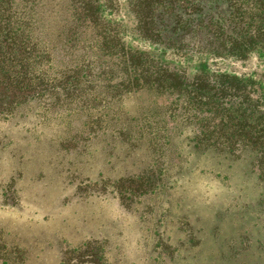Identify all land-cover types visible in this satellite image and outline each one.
I'll list each match as a JSON object with an SVG mask.
<instances>
[{
  "label": "rangeland",
  "instance_id": "1",
  "mask_svg": "<svg viewBox=\"0 0 264 264\" xmlns=\"http://www.w3.org/2000/svg\"><path fill=\"white\" fill-rule=\"evenodd\" d=\"M172 2L14 0L63 46L52 72L79 76L0 116V264H264V154L244 136L264 135V39L230 54L142 38ZM105 39L178 77L133 83L122 57L119 75H104L91 56L114 50ZM201 77L240 92L194 105L183 90ZM218 124L217 147L235 142L233 156L205 151Z\"/></svg>",
  "mask_w": 264,
  "mask_h": 264
},
{
  "label": "trees",
  "instance_id": "2",
  "mask_svg": "<svg viewBox=\"0 0 264 264\" xmlns=\"http://www.w3.org/2000/svg\"><path fill=\"white\" fill-rule=\"evenodd\" d=\"M170 4L171 6L169 5L164 13L163 23L153 22L148 31L139 29L142 38L155 43L173 41L180 46L195 42L207 45L211 43L212 46L215 42L217 48L214 51L220 53L222 50L221 53L230 54L250 51L254 45L260 44L264 39V0H174ZM81 5L82 10L86 12L91 10L90 4L81 3ZM19 8L21 7L15 5L14 0H0V116H8L17 107L58 95L60 92L57 91L60 88L70 90L79 76L77 68L60 74L52 72L53 53L63 46L47 40L44 32L39 31L30 11ZM87 19L93 18L86 16L85 21ZM161 27L163 29H160ZM161 30L164 32L167 30L169 34H163ZM104 44L106 48H114V50L107 55L98 53L91 56L96 62L106 66L107 71L104 75L110 74L111 77L116 78L121 69L125 68L128 75H133V83L137 84H140L146 75L161 84L169 82L170 77L179 75L170 72L169 68L159 65L157 61L156 64L149 61V57L142 52L121 47L122 53L119 57V49L117 50L116 45H111L107 39ZM121 57L122 68L116 62ZM111 58L116 60L113 61ZM89 74L91 75L92 72ZM195 81V84L186 86L187 88L183 90L190 99L189 102L192 100L194 105H203L204 101L212 100L215 97V94L209 96L212 89L223 94L235 91L236 95L240 92L239 88L229 82L219 87H212L204 77H201L200 81ZM173 82L175 91L178 94L183 93L179 82L175 80ZM260 119L264 121V114ZM217 126L208 132L212 142L210 146L205 147V151L215 153L221 148L220 154L233 156L236 149L235 142L227 147H217L218 140L223 137L222 129ZM231 133V139L234 140L236 130H232ZM244 136L248 141L250 153L262 149L264 154L263 134L252 136L247 132ZM192 139L191 144L195 149V144L201 139L197 134H194ZM142 176L143 172L135 177H121L119 181L136 182L135 179L139 180ZM260 177L263 178L262 175Z\"/></svg>",
  "mask_w": 264,
  "mask_h": 264
}]
</instances>
